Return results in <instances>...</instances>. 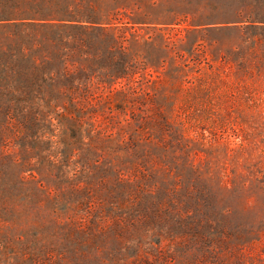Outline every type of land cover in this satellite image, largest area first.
Returning <instances> with one entry per match:
<instances>
[{
	"label": "rangeland",
	"instance_id": "1",
	"mask_svg": "<svg viewBox=\"0 0 264 264\" xmlns=\"http://www.w3.org/2000/svg\"><path fill=\"white\" fill-rule=\"evenodd\" d=\"M0 264H264V0H0Z\"/></svg>",
	"mask_w": 264,
	"mask_h": 264
}]
</instances>
